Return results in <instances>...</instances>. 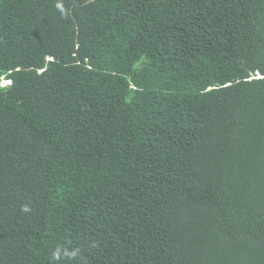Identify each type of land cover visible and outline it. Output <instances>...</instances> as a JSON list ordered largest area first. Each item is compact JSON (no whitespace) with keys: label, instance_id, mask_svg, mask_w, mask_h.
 I'll use <instances>...</instances> for the list:
<instances>
[{"label":"trees","instance_id":"trees-1","mask_svg":"<svg viewBox=\"0 0 264 264\" xmlns=\"http://www.w3.org/2000/svg\"><path fill=\"white\" fill-rule=\"evenodd\" d=\"M0 264H264V0H0Z\"/></svg>","mask_w":264,"mask_h":264},{"label":"clouds","instance_id":"clouds-1","mask_svg":"<svg viewBox=\"0 0 264 264\" xmlns=\"http://www.w3.org/2000/svg\"><path fill=\"white\" fill-rule=\"evenodd\" d=\"M0 84H1L2 87H4V86L11 85L12 81L11 80H6L5 78H2V80L0 81Z\"/></svg>","mask_w":264,"mask_h":264}]
</instances>
